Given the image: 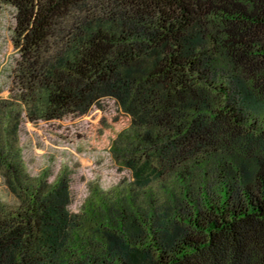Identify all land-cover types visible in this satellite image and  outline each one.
Wrapping results in <instances>:
<instances>
[{
	"label": "trees",
	"instance_id": "1",
	"mask_svg": "<svg viewBox=\"0 0 264 264\" xmlns=\"http://www.w3.org/2000/svg\"><path fill=\"white\" fill-rule=\"evenodd\" d=\"M1 5L9 98L44 120L111 101L130 181L74 211L67 171L31 176L0 147V264H264V0Z\"/></svg>",
	"mask_w": 264,
	"mask_h": 264
},
{
	"label": "rangeland",
	"instance_id": "2",
	"mask_svg": "<svg viewBox=\"0 0 264 264\" xmlns=\"http://www.w3.org/2000/svg\"><path fill=\"white\" fill-rule=\"evenodd\" d=\"M13 9L0 6V147L37 178L48 180L67 171L72 193L70 209L96 204L98 196L123 192L130 181L113 151L127 131V116L111 101L75 116L29 119L22 105L9 98L17 51L13 45ZM9 102H12L10 104ZM9 106V107H8ZM11 106V107H10ZM16 122V123H15ZM0 200L12 197L0 175Z\"/></svg>",
	"mask_w": 264,
	"mask_h": 264
}]
</instances>
